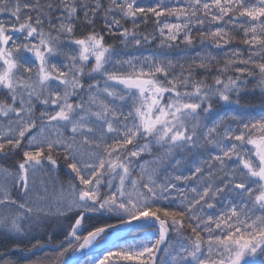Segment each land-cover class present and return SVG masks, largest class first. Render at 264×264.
<instances>
[{
    "label": "snow or ice",
    "instance_id": "snow-or-ice-1",
    "mask_svg": "<svg viewBox=\"0 0 264 264\" xmlns=\"http://www.w3.org/2000/svg\"><path fill=\"white\" fill-rule=\"evenodd\" d=\"M90 249L264 264V0H0V264Z\"/></svg>",
    "mask_w": 264,
    "mask_h": 264
},
{
    "label": "water",
    "instance_id": "water-1",
    "mask_svg": "<svg viewBox=\"0 0 264 264\" xmlns=\"http://www.w3.org/2000/svg\"><path fill=\"white\" fill-rule=\"evenodd\" d=\"M86 252H88L87 250H85ZM93 251H95V250H91V251H89V252H93ZM87 255H84L83 253H78L77 254V257L78 258H81V261H83L84 259H85V257H86Z\"/></svg>",
    "mask_w": 264,
    "mask_h": 264
},
{
    "label": "trees",
    "instance_id": "trees-1",
    "mask_svg": "<svg viewBox=\"0 0 264 264\" xmlns=\"http://www.w3.org/2000/svg\"><path fill=\"white\" fill-rule=\"evenodd\" d=\"M96 255V253L91 254V256H87L84 260H90L91 258H93ZM84 260L81 262V264H83Z\"/></svg>",
    "mask_w": 264,
    "mask_h": 264
},
{
    "label": "bare ground",
    "instance_id": "bare-ground-1",
    "mask_svg": "<svg viewBox=\"0 0 264 264\" xmlns=\"http://www.w3.org/2000/svg\"><path fill=\"white\" fill-rule=\"evenodd\" d=\"M91 250H94V249H90V250H87L88 252L91 251Z\"/></svg>",
    "mask_w": 264,
    "mask_h": 264
}]
</instances>
